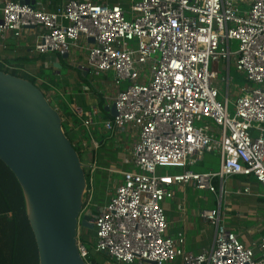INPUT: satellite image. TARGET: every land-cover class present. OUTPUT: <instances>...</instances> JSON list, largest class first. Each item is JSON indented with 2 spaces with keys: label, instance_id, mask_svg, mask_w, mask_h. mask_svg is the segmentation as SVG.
Returning <instances> with one entry per match:
<instances>
[{
  "label": "built area",
  "instance_id": "built-area-1",
  "mask_svg": "<svg viewBox=\"0 0 264 264\" xmlns=\"http://www.w3.org/2000/svg\"><path fill=\"white\" fill-rule=\"evenodd\" d=\"M2 12V33L21 37L26 28L42 29L35 43L40 53H65L82 37L93 39L86 48L87 67L96 75H114L117 114L105 119L104 128H133L137 139L132 167L121 172L103 204L94 202L97 158L82 160L89 174L84 211L98 208L96 251L117 264H165L176 258L184 264H264V235L257 247L246 246L219 208L201 212L215 227L213 246L187 251L183 234L168 235L163 205L174 197L175 185L216 193L219 182L222 193L226 178L238 174L254 176L264 196V0H132L128 9L69 0L55 11L41 2L5 0ZM212 62L227 70L223 98ZM232 65L246 80L235 100L229 94ZM74 111L83 136L73 144L82 154L98 148L92 129L98 109ZM205 152L220 155L219 170L158 171L163 165H194ZM79 248L86 259L89 251L80 240Z\"/></svg>",
  "mask_w": 264,
  "mask_h": 264
},
{
  "label": "crops",
  "instance_id": "crops-1",
  "mask_svg": "<svg viewBox=\"0 0 264 264\" xmlns=\"http://www.w3.org/2000/svg\"><path fill=\"white\" fill-rule=\"evenodd\" d=\"M25 3L41 2L49 11L61 8L69 0H15ZM97 3L120 4L128 9L127 3L132 0H91ZM5 0H0V19H2ZM42 33L40 27L26 28L21 37L13 32H0V69L6 66L18 76L34 80L47 96L51 104L61 113L63 123L73 142L83 136L81 119L75 115V108L84 112L98 109V124L92 126L94 135L99 141L96 149H86L83 156L90 160L91 156L111 158L110 165H98L94 175V196L97 191L96 175L102 183H113V191L104 201L105 203L115 192L117 184L122 180V171L130 169L131 152L136 141L133 128L124 131L111 132L104 128L105 119L113 117L111 108L119 88L114 84L113 73L96 75L87 67V46L90 40L82 37L78 46H72L68 52L48 51L40 53L35 49L38 35ZM11 72V71H9ZM220 97L223 98L221 83ZM227 90V86H226ZM225 90V92H226ZM242 91L235 88L230 98L235 100ZM234 95V96H233ZM96 122V123H97ZM200 166L199 171L209 172L219 170L221 157L216 152H205L194 165L181 168L174 173L162 171L161 174H177L191 166ZM100 171L98 174L97 172ZM195 171V170H193ZM115 176V177H113ZM221 193V184L217 183V192L199 190L191 184L175 185L173 198L164 201L166 217L169 223L168 235L177 238L179 234L185 236V249L200 253L205 248L213 246L215 241V227L207 223L201 212L205 209L219 208L224 222L231 230L237 232L239 239L249 247H257L264 235V196L263 186L254 176L233 175L226 178ZM248 188L250 191L245 192ZM191 191V194L189 193ZM198 191L201 194H198ZM192 195L194 197H192ZM101 203V204H103ZM87 211V210H86ZM259 251H256L258 253ZM106 262L111 263L105 255ZM137 264V263H134ZM152 264V263H145ZM165 264H184L181 258H176Z\"/></svg>",
  "mask_w": 264,
  "mask_h": 264
},
{
  "label": "water",
  "instance_id": "water-1",
  "mask_svg": "<svg viewBox=\"0 0 264 264\" xmlns=\"http://www.w3.org/2000/svg\"><path fill=\"white\" fill-rule=\"evenodd\" d=\"M111 112L117 114L115 104ZM0 160L23 190L39 264H89L79 248V228L94 229L98 211H84L88 182L80 153L44 91L2 69Z\"/></svg>",
  "mask_w": 264,
  "mask_h": 264
},
{
  "label": "trees",
  "instance_id": "trees-1",
  "mask_svg": "<svg viewBox=\"0 0 264 264\" xmlns=\"http://www.w3.org/2000/svg\"><path fill=\"white\" fill-rule=\"evenodd\" d=\"M11 73L15 74L14 72ZM32 81L35 83L34 80ZM63 126L66 131L65 123H63ZM66 134L68 135L67 131ZM76 149L80 153V156L83 160L82 152L79 150L78 147H76ZM110 160L111 158L99 157L98 163L100 164V166H108L110 165ZM99 172L100 171H98L97 174ZM101 178L100 176L96 175L97 191L94 196L95 203H99V188L103 184ZM87 179L89 182V174H87ZM93 209L96 210L95 207ZM9 214L11 215L9 216ZM79 229L80 241L87 247L89 251V255L86 260L93 264H103L106 261V254L102 256V258H97L93 248L87 246L89 241L93 242L95 240L96 230L87 228L83 224H80ZM0 264H39V252L37 242L33 230L31 228L30 221L28 219L27 207L23 190L14 173L1 160Z\"/></svg>",
  "mask_w": 264,
  "mask_h": 264
},
{
  "label": "rangeland",
  "instance_id": "rangeland-1",
  "mask_svg": "<svg viewBox=\"0 0 264 264\" xmlns=\"http://www.w3.org/2000/svg\"><path fill=\"white\" fill-rule=\"evenodd\" d=\"M129 5H130V4L127 3V7H128ZM232 48H233L234 50L237 48V42H233V43H232ZM210 69L218 72V79H217V80H218L219 82L222 83V84H221V87H222L223 93H225V90H226V83L224 82V77L227 76V70H226V68L223 67V64H222V63L217 64V63H215V62H212L211 65H210ZM5 71H11V72H14V71L10 70L9 68H5ZM11 72H10V73H11ZM17 73L19 74V72H17ZM17 73H16V74H17ZM230 76L233 77L232 80H231V91H234L235 88H236V89H237V88H241V87H243V86L246 85V80H245V78H244V75H243L242 73L238 72V71L236 70V68L234 67V65L231 66ZM233 96H234V95H233ZM234 99H235V98H234ZM66 131H67V129H66ZM67 133H68V132H67ZM68 135H69V133H68ZM83 160L87 162V158H85L84 156H83ZM88 161H89V160H88ZM181 168H184V167H181V166H174V165H163V166L159 167V169H161L163 172H164V171H167V172H169V173H174V172H176V171H178V170H181ZM199 169H200V166H199V165H197V166H191V170H195V171L197 170V171H199ZM113 177H115V176H113ZM113 189H114V188H113V183H112V184H109V183L107 182L106 184H102V185L100 186V188H99V200H100V201L98 200V202H99V203H103V202H101V201H102V200L104 201L106 198H108L109 195L112 193ZM189 193L191 194V191H190ZM198 194H201V192L198 191ZM192 197H194V196L192 195ZM10 215H11V214H9V216H10ZM10 218H11V217H10ZM86 232H87V231H86ZM78 239L80 240V229H79ZM94 241H95V240H94ZM94 241H93V242H92V241H89L88 244H87V246L93 248V250H94L95 253H96V257H97V258H102V256H104L105 254L102 253V252H99V251H96V250H95V244H94ZM100 260H102V259H100ZM110 261H111V263L106 262V264H117L116 262H113V260H111V259H110ZM103 264H105V262H104Z\"/></svg>",
  "mask_w": 264,
  "mask_h": 264
},
{
  "label": "flooded vegetation",
  "instance_id": "flooded-vegetation-1",
  "mask_svg": "<svg viewBox=\"0 0 264 264\" xmlns=\"http://www.w3.org/2000/svg\"><path fill=\"white\" fill-rule=\"evenodd\" d=\"M96 211H98V208H96Z\"/></svg>",
  "mask_w": 264,
  "mask_h": 264
}]
</instances>
